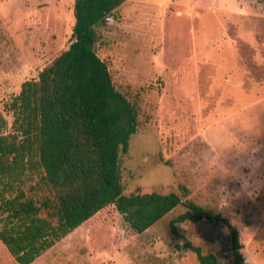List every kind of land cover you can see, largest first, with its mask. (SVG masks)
<instances>
[{
    "label": "rangeland",
    "instance_id": "rangeland-1",
    "mask_svg": "<svg viewBox=\"0 0 264 264\" xmlns=\"http://www.w3.org/2000/svg\"><path fill=\"white\" fill-rule=\"evenodd\" d=\"M75 0H0V110L72 42ZM98 55L140 126L120 154L125 194L181 193L239 229L245 264H264V0H127L98 29ZM143 233L115 206L33 264H200L170 222ZM178 230L234 264L226 227ZM0 264H18L0 241Z\"/></svg>",
    "mask_w": 264,
    "mask_h": 264
},
{
    "label": "trees",
    "instance_id": "trees-1",
    "mask_svg": "<svg viewBox=\"0 0 264 264\" xmlns=\"http://www.w3.org/2000/svg\"><path fill=\"white\" fill-rule=\"evenodd\" d=\"M127 0H75L72 42L37 79L0 110V241L18 264H33L100 211L115 206L143 233L178 207L170 222L200 264H219L178 230L208 221L229 232L234 264H245L239 229L181 193L125 194L120 154L128 153L140 126L136 103L114 84L96 51L98 29Z\"/></svg>",
    "mask_w": 264,
    "mask_h": 264
}]
</instances>
